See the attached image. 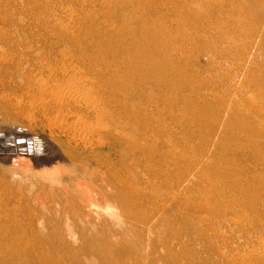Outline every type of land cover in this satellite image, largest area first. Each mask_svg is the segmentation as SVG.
<instances>
[{
	"label": "rangeland",
	"instance_id": "1",
	"mask_svg": "<svg viewBox=\"0 0 264 264\" xmlns=\"http://www.w3.org/2000/svg\"><path fill=\"white\" fill-rule=\"evenodd\" d=\"M36 1L39 8L34 28L36 74L32 82L20 77L19 72H23L27 63L19 69L9 65L10 68H3V72H0V131L5 127L15 129L14 125H17L34 134L44 135L47 139H53L54 136L55 140L59 135L48 129L56 114L48 115L39 111L37 93L44 79L51 81L53 78L51 82H55L57 69L61 74L59 68L66 57L62 54L77 51V43H87L84 39L77 43L68 41L63 33L76 32L75 35L81 38L89 32L105 36L106 31L96 30L99 22L102 24L104 21L102 25L105 26L111 23L116 28L118 23H113L108 13L101 15L95 12L88 19L79 21L72 30L62 29L57 25L61 18L66 16L62 21L70 23L67 10H79L81 17L83 15L85 18L88 15L83 13L86 10L84 2L92 0ZM63 1L66 5H63ZM112 1L99 0L96 8L100 9L101 4L105 6ZM214 5L224 6L226 16L216 17L211 22L206 17ZM191 9L204 17L201 24L178 26L179 15H186ZM263 10L264 0H172L160 4L157 11L149 13L150 23L162 27V39L170 41L169 45L174 43L176 50L168 45L169 50L166 52L172 59H177V69L174 70L173 78L167 79L165 83L158 81L152 74L143 79L134 72L132 112L135 120L132 124L130 152L134 215L129 223L116 227L118 236L109 243L114 250L108 248L107 255L113 263L264 264ZM216 13L220 14L221 11L217 10ZM126 18L129 19V16ZM207 27L210 29L206 30ZM56 39L61 41L55 42ZM40 76L45 78L41 79ZM39 78L42 81H38ZM33 89L37 91L33 92ZM31 93H35L34 96ZM204 102L212 113L224 114L216 128L213 114L202 113L201 104ZM29 111H33L30 116ZM33 115L35 121L31 120ZM223 120H227V127L223 126ZM102 146L96 157L89 151L82 152L75 164L67 162L65 156L52 163H43L42 166L46 165L44 167L33 162L30 163L35 167L31 164L30 167L29 161H1V192L9 194L7 189L15 193L27 190L28 193L17 197L22 203L30 200L32 193L34 206L43 211L48 210L50 219L58 216L66 218L60 205L74 208L82 198L81 190L85 184H91L89 174L98 171L97 164L90 160H103L107 156L112 161L119 160L117 149L111 148L108 141ZM80 169L86 176L77 182L70 181L68 176ZM79 184L83 185L80 187ZM55 188L64 190L61 192L63 203H58L61 198ZM91 214L98 216L96 213ZM64 228L69 229L67 224ZM66 240L46 243L41 251L50 254L54 249L55 254H69V264L75 260L100 264L98 257L88 256L85 251H81L86 244L84 241L71 235L66 236ZM78 250L80 252L76 256L74 251Z\"/></svg>",
	"mask_w": 264,
	"mask_h": 264
},
{
	"label": "bare ground",
	"instance_id": "2",
	"mask_svg": "<svg viewBox=\"0 0 264 264\" xmlns=\"http://www.w3.org/2000/svg\"><path fill=\"white\" fill-rule=\"evenodd\" d=\"M75 1L78 2L77 0ZM98 1H85L86 8L81 5L86 9L83 10L81 7L80 9L85 11L82 12L88 15L85 18H83V15L81 17V13L78 12L79 10L70 9L69 11L67 10V17L70 23L62 21L66 17L64 16L63 18L59 17L61 21L57 25L62 29L72 30L79 21L82 22L83 19H88L90 14L98 12L101 15H103L102 13H108L113 19L112 22L118 23V27H112L111 23L108 26L102 25L103 21L102 24L99 22L96 30L106 31L107 34L105 36L103 34L102 36H97L89 32L81 38L79 35H75L77 34L76 32L75 34L72 31L63 33L64 37L69 39L68 41L77 43L84 39L87 43H77V47H75L77 51H73L68 55L64 52L62 55L66 57L64 60L62 59L63 61L61 60L62 65L59 68L61 74L58 73L57 69L56 75L58 76L55 82H51L53 78H51V81L48 78L44 79V83L42 85L39 84L41 85L40 92L37 93L38 95L36 94L39 111L41 110L42 113L48 115L52 113L56 114L55 119L50 121L49 126L51 129L49 128L48 130H52L59 137L55 140H53L54 136L53 139H47L44 135L34 134L31 130L17 125H14L15 129L12 127V129L2 127L3 129L0 131V162L29 161V163L26 162L29 166L30 162H33L34 165L38 166L41 164L42 166L43 163H52L56 159L65 156L68 159L67 162L75 164L81 158L82 152L89 151L92 156L96 157L98 152L103 148L102 145L105 141H108L111 148L117 149L119 160L116 162L112 161L109 156L103 160H90L91 163L95 162L97 164L98 171H93L89 174L91 184H85L83 190H81L83 194L82 198L78 200L74 208L67 207L64 204L60 205L62 206V213L66 214V218L58 216L57 218L50 219L48 210L43 211L36 207V205L34 206V203H32V199L34 198L32 193L31 199L26 200L25 195L24 199L26 201L22 203V200L18 199V196L28 193L27 190H22L23 192L19 190L22 193L17 192V194L7 189L9 194H5L0 189V264H69L67 260L69 254H66V256L59 253L55 254L54 249L51 250L52 253L50 251V254L41 251L45 248L46 243L56 241L67 242L66 236L68 235L84 241L86 244L83 245L81 251H85L88 256L90 254L98 257L100 264H115L107 255L108 248L114 250L109 243L113 242L112 239L114 237L118 236L116 227L129 223L134 215V193L133 181L131 179L132 165L130 163L133 139L132 124L133 120H135L133 119L132 112L133 76L135 72L142 76L143 79H146L152 74L158 81H163L164 83L167 79L173 78L178 61L176 58L172 59L170 54L166 52L169 50L168 45L170 41L162 39V27L160 24L150 23L151 18L149 17V13L157 11L160 4H167L172 0H114L105 6L101 4L100 9H97L96 2ZM51 4L53 5V3ZM63 5L66 4L64 3ZM66 7L68 8V4ZM66 7H62L61 9H66ZM215 8L218 9L214 11ZM38 9L36 0H0V72H3V68H10L8 67L9 65H14L19 69L24 63H27L26 68H23V72L18 71L20 77L27 82H32L35 77L34 74H36L34 65L36 51L34 28L37 21ZM217 10L221 11V13L217 14ZM224 11H226L224 6L217 7V5H214L206 19L212 22L216 17L218 19L219 17L224 18L226 16ZM163 12L165 11L163 10ZM260 13L262 15V12ZM127 15L129 19L126 18ZM179 16L177 19L178 26L191 23L200 25L204 20L202 15L194 13L192 9L186 15ZM205 29L208 30L210 28L207 27ZM220 36L223 37L221 34ZM59 40L56 39L55 42ZM169 46L174 47L173 49L176 50L174 43H171ZM43 64L45 65L46 63ZM169 66L170 69H168ZM11 72L13 71L11 70ZM41 79L38 81H42ZM36 89H39V87ZM33 94L31 93V96ZM204 97L206 98V96ZM30 107L32 108V106ZM201 109H203L202 113L204 115L207 113L213 114L216 120L215 128L224 117L223 113L221 115L219 113H212L205 102L201 104ZM32 112L29 111V116ZM46 114H44L45 117ZM193 114L191 113V115ZM31 120L35 121L36 119L34 117ZM223 122V126L227 127V120H223ZM211 129L215 130L213 127ZM44 166L46 165L42 167ZM85 176L86 173H84L83 169H80L76 174L73 172V175H69L68 178L70 181L77 182ZM37 181L42 183L41 180ZM79 185L81 187L83 184ZM55 189H58L57 194H60L61 198L58 203H63L64 197L61 192L64 190ZM24 203H26L25 206L22 205ZM64 208L71 211H67ZM91 213H96L98 216L95 217ZM103 213H107V215H103ZM51 223H53V226ZM66 224L69 227L68 230L64 228ZM79 252V250L74 251V254L77 256ZM113 257L115 258L116 255ZM114 258L112 259L114 260ZM87 262L89 263V261L84 263L80 260H75L73 263L70 262V264H87Z\"/></svg>",
	"mask_w": 264,
	"mask_h": 264
}]
</instances>
